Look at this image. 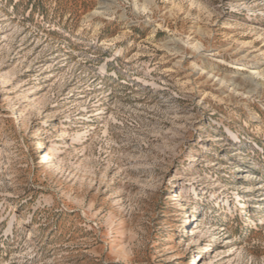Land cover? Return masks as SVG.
<instances>
[{
	"label": "rangeland",
	"instance_id": "1",
	"mask_svg": "<svg viewBox=\"0 0 264 264\" xmlns=\"http://www.w3.org/2000/svg\"><path fill=\"white\" fill-rule=\"evenodd\" d=\"M0 264H264V0H0Z\"/></svg>",
	"mask_w": 264,
	"mask_h": 264
},
{
	"label": "bare ground",
	"instance_id": "2",
	"mask_svg": "<svg viewBox=\"0 0 264 264\" xmlns=\"http://www.w3.org/2000/svg\"><path fill=\"white\" fill-rule=\"evenodd\" d=\"M251 80H252V78H251Z\"/></svg>",
	"mask_w": 264,
	"mask_h": 264
}]
</instances>
